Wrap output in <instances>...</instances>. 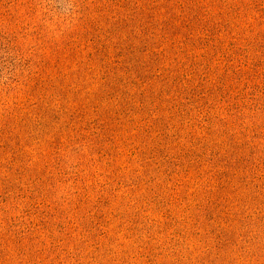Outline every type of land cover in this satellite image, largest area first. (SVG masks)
<instances>
[{
  "label": "rangeland",
  "instance_id": "1",
  "mask_svg": "<svg viewBox=\"0 0 264 264\" xmlns=\"http://www.w3.org/2000/svg\"><path fill=\"white\" fill-rule=\"evenodd\" d=\"M0 264H264V0H0Z\"/></svg>",
  "mask_w": 264,
  "mask_h": 264
}]
</instances>
